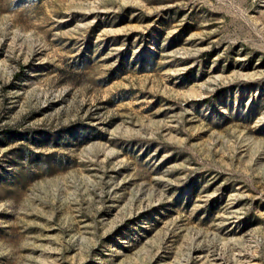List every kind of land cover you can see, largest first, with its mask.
Masks as SVG:
<instances>
[{
	"label": "rangeland",
	"instance_id": "obj_1",
	"mask_svg": "<svg viewBox=\"0 0 264 264\" xmlns=\"http://www.w3.org/2000/svg\"><path fill=\"white\" fill-rule=\"evenodd\" d=\"M0 264H264V0H0Z\"/></svg>",
	"mask_w": 264,
	"mask_h": 264
}]
</instances>
